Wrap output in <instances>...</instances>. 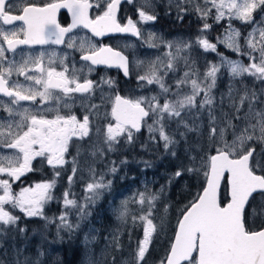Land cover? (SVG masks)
I'll list each match as a JSON object with an SVG mask.
<instances>
[{
	"label": "snow or ice",
	"instance_id": "snow-or-ice-1",
	"mask_svg": "<svg viewBox=\"0 0 264 264\" xmlns=\"http://www.w3.org/2000/svg\"><path fill=\"white\" fill-rule=\"evenodd\" d=\"M124 2L134 7L136 4V0ZM159 2L140 0L134 20L129 16L118 17L122 0H95V3L91 0H0L3 25L22 22L18 28L5 29L0 25V192L3 193L0 195V254L7 256L3 244L7 236L5 226H15L21 234L25 232L18 227L20 217L12 211L19 209L25 217L42 218L46 225L58 220L57 238L62 240L60 232L77 231L81 222L91 215L90 206L104 191L112 188L113 181H106L104 174L97 176L95 168L90 166L91 182L86 184L83 202L69 198L74 194L66 190L61 214L54 218L44 215L45 205L55 198L52 194L55 178L61 175L60 169L67 163L70 142L74 138H90L93 118L102 122L97 132L103 133L107 151H112L113 145L121 139L131 144L135 134L145 126L151 140L156 141L158 134L165 150H170V146L175 148L180 143L166 130L171 122L175 121L177 128L183 126L187 132L196 131L184 117L206 110L209 117L206 142L201 134V143L186 149L197 153L190 162L195 165L199 158V168H181L173 173L169 183L186 172L200 171L206 182L202 191L195 193L180 210L174 235L156 264H264V88L257 89L245 83L249 80L252 85H264V0H167L169 13L175 7L181 21L189 15L201 21L211 18L217 24L227 20V28L217 37L216 43L203 35L212 28L206 22L194 39L164 41L154 32H147L145 39L138 25L157 21L155 9ZM61 9L71 13L72 22L68 26H62L57 20ZM90 10L96 14L90 15ZM233 21L251 26V30L244 34L233 26ZM78 26L89 29L94 37L130 33L142 46L157 50L163 46L167 51L154 59L130 61L122 51L107 45L96 47L86 38H81L77 46L71 34ZM49 44L65 45L67 49L83 53L81 67H76L74 58L69 64L70 53L60 55L56 50L22 55L21 62L7 56L9 52L15 53L20 45ZM218 44L246 57L248 63L230 60L218 53ZM194 46L217 53L220 63L209 62L201 74L191 56ZM98 65L122 70L127 78L135 75L136 87L127 89L130 93L147 90L150 85L157 86L159 91L148 95H122L119 84L111 77H101L99 81L88 78ZM181 66L184 70L178 75ZM221 69L228 71L229 86L227 93L219 98L221 118L218 119L213 114L216 101L213 89L217 87ZM170 73L172 83L167 84L165 78ZM14 74L24 81L13 79ZM236 80L240 88L233 86L232 81ZM97 91L100 103H92ZM225 100L230 113L223 111ZM21 102H29V105L23 106ZM77 103L80 115L73 112ZM150 119L152 123L148 124ZM179 135L186 142L185 133ZM92 147L93 157L103 156L104 149ZM172 155L176 153L173 151ZM34 161L41 167H50L54 178L15 192L13 184L27 173L38 170L33 166ZM72 162L76 165L75 157ZM144 163L150 166L147 161ZM79 170L77 166L72 168L69 188ZM109 171L115 174L117 168ZM222 183L228 188L226 203L220 199ZM162 194L163 187L154 192L145 186L144 191L137 190L123 199L115 210L121 223L131 217L133 225L142 226L143 232L130 259L123 264H148L150 246L157 233L153 212ZM130 204L137 205L139 215L133 214ZM73 211L78 217L75 224L69 222V214ZM111 243L120 248L116 235ZM13 250L15 258L11 264H40L39 257L34 262L27 257L21 262L22 250ZM0 264L8 262L0 259ZM113 264H116L115 259Z\"/></svg>",
	"mask_w": 264,
	"mask_h": 264
},
{
	"label": "rangeland",
	"instance_id": "rangeland-1",
	"mask_svg": "<svg viewBox=\"0 0 264 264\" xmlns=\"http://www.w3.org/2000/svg\"><path fill=\"white\" fill-rule=\"evenodd\" d=\"M139 6L140 0H136L135 8ZM155 11L158 13L157 21L140 24L143 26L145 39H147V32L156 33L164 41L194 39L197 35H200L198 29L202 28L203 23L206 22L212 25V28L203 33V35L211 43H216L217 37L222 36L224 30L227 28V20L217 24L211 18L201 21L195 15L187 16L181 21L177 18L175 7L169 13L167 0H160ZM257 19H259V16H257ZM232 23L235 28L244 34L251 30V26H242L238 21H233ZM156 43H159V41H156ZM240 43L243 47L244 41L241 40ZM131 44L134 47H125V44L123 46L127 49L126 52L132 56V61L154 59L156 56H161L167 51L163 46L158 50L147 48L146 46H142L140 41L129 42L127 45ZM217 52L230 60L239 59L243 60L245 64L248 63L246 57L231 49H227L223 45H217ZM191 56L196 61L201 74L206 70L209 62L213 64L220 63V56L217 53L206 52L195 46L191 52ZM183 70L181 66L178 75L182 74ZM139 74L142 75L143 71H140ZM165 82L167 84L172 83L171 73L169 77L165 78ZM136 83L135 75H133L129 82L123 84L121 94L134 96L148 95L150 92L156 93L159 91L155 85L148 86L147 90H138L134 93L127 91L129 88H135ZM245 83L257 89L264 88V85L259 83L252 85L249 80H246ZM232 84L235 88L241 87L239 80L232 81ZM228 86V71L227 69H221V74H218L217 87L213 89V96L216 97L213 114L218 119L221 118L219 98L222 93H227ZM103 87L105 91H108L106 86ZM91 102L100 103L99 96L97 100ZM227 105L228 102L225 100L223 111L230 113ZM184 120L190 127L197 130L187 132L183 126L177 128V123L175 121L171 122L166 130L173 139L180 141L175 148L170 146V150H165L163 141L159 140L158 134L156 141L151 140L145 126L139 133L135 134L131 144L121 139L119 143L113 145L112 151H107V146L103 143V133L97 132V128H102V122L97 118H93L90 138L85 137L82 140L73 139L74 144L71 145L72 152L70 153V158L69 160L66 159L67 163L60 169L61 175L55 178L56 186L52 190L55 198L45 205L44 215L54 218L61 214L63 211V193L66 190H70L74 194L69 198L76 199L78 203L83 202L84 189L86 184L91 182V176L88 172L90 166L95 168L97 176L104 174L106 181L112 180V188L104 191L101 198L90 206L89 211L91 215L81 222V227L77 231L67 233L62 230L60 232V236L63 237L62 240L57 238L56 224L59 223L58 220L55 223L46 225V221L42 218H23L18 214L19 209L14 211L8 209L12 211L13 215L20 217L18 227L24 228L25 232L21 234L16 230L15 226H5L4 231L7 233V236L3 244L4 248L7 249V256L0 254V259L11 264V261L15 258L13 249L19 248L22 250L19 257L21 262L26 257L33 262L39 257L40 264H113V259H115L116 264H123L125 260L130 259V253L135 249L136 242L142 238L143 232L142 226L133 225L131 217H129L126 223H121L117 219L115 210L123 199L129 197L137 190L144 191L145 186H147L154 192H159L163 187V194L156 201L153 212V222L157 225V233L154 234L153 243L150 246V254L147 257L148 264H156V261L164 255L170 239L174 235L180 210L192 200L195 193L202 190V186L206 182L203 171H200L199 173L186 172L169 183V178L177 170L194 166L199 168V158H197L195 165L190 162L191 157L196 156L197 153L186 151V149L190 146L199 145L201 143V134H203L204 142L207 140L209 117L206 110L198 115L196 113L186 115ZM147 123L151 124L152 120H148ZM179 133H185L186 142L180 137ZM93 145L104 149L103 156L97 154L93 157L91 155ZM173 151L176 155H172ZM257 151H259V148H257ZM78 152L80 153L79 156L77 155ZM74 157L76 158V165L72 162ZM122 161H126V163H121ZM145 161L150 166H146ZM37 166L41 167V164L38 162ZM74 166H77L80 170L73 177V183L69 188L68 177L72 175V168ZM112 167L117 168L115 174H111L109 171ZM39 172L40 174L36 178L32 176L34 183L50 181L54 178L53 170L50 167ZM65 182L66 185L64 186ZM34 183L31 185H34ZM58 191L61 194H57ZM1 193L0 195H2ZM226 193L227 189L225 185L223 194L225 195ZM129 207L133 210V214H140L136 211L137 205L130 204ZM77 219L75 211L69 214V222L75 224ZM22 222L24 223L19 225ZM259 223L260 221H256V224ZM161 224L163 225L162 228L160 227ZM86 235L88 237L87 240H85ZM113 235L118 237L119 249L111 243ZM40 253H43V255H40Z\"/></svg>",
	"mask_w": 264,
	"mask_h": 264
},
{
	"label": "flooded vegetation",
	"instance_id": "flooded-vegetation-1",
	"mask_svg": "<svg viewBox=\"0 0 264 264\" xmlns=\"http://www.w3.org/2000/svg\"><path fill=\"white\" fill-rule=\"evenodd\" d=\"M14 2H16V0H14ZM37 2H39V0H37ZM44 2H49V0H44ZM91 2L95 3V0H91ZM95 14L96 13L94 11L90 10V15L94 16ZM125 16L132 17L134 20L137 19V16L135 13V7L133 4L125 3V2H123L121 4L120 10L118 12V17H125ZM57 20L62 26H68L72 22L71 13L67 9L59 10V12L57 13ZM21 23L22 22L16 21V22H13L12 25H3V22L0 21V25H2L5 29L18 28V27H20ZM138 27H140L142 32H143V26L138 25ZM71 35L76 40L77 46L79 45L81 38H86V39H89L91 41V43L93 45H95L96 47L107 45V46H111V47L115 48L118 51H122L126 56L129 57L130 61H132V56L129 55L128 52H126L127 49L124 48L123 44L127 45L129 42L132 43V42H138L139 41V39L137 37L132 36L130 33H110L108 35H105L104 37H94L89 29H85L82 26H78L76 29H73V32ZM66 40H67V36H66ZM44 50H47V51L56 50L59 52L60 55H64L65 52H68V53H70L69 64L71 65V60H72V58H74L76 61V67L77 68L81 67L82 62L80 61V57H81V55H83V53H81L80 51H78L76 49H67L65 45H52V44L44 45V46H41V45H33V46L20 45V46H18L17 51L15 53L9 52V53H7V56L9 59H15L16 61L21 62V56L22 55L27 56L29 53H31L32 55H37L40 51H44ZM95 69L96 70L88 78L93 79L95 81H99L101 79V77H104V78L111 77L112 79H114L119 84V86L121 88V93H122L123 84L129 82L131 79V78L124 77L122 74V70H119L115 67L109 68V67L104 66V65H98V66H95ZM58 70H60L59 67H58ZM85 71H86V69H85ZM13 79H18L21 82L24 81L23 77H17V76H15V74L13 76ZM98 96H99V91H97L96 98L94 100H97ZM4 99L7 100V98H4ZM21 104L23 106H28L29 102H21ZM73 112H75L77 115H80L81 109H80L79 103L74 105ZM54 114L55 113H53V115ZM73 144H74L73 141H71L69 144V152H68V154H66L67 160H69V158H70V153L72 152L71 145H73ZM37 165H38V161H34L33 166H34V168H36L38 170L34 171V172L27 173L24 177L21 178V181H18L15 184H13V189L15 192H18L21 187L30 186L31 184L28 185V183L32 179V175L35 172L43 171L44 169L48 168L47 166L42 168V167H38ZM1 194H3V193H1Z\"/></svg>",
	"mask_w": 264,
	"mask_h": 264
},
{
	"label": "trees",
	"instance_id": "trees-1",
	"mask_svg": "<svg viewBox=\"0 0 264 264\" xmlns=\"http://www.w3.org/2000/svg\"><path fill=\"white\" fill-rule=\"evenodd\" d=\"M189 16H191V15H189ZM40 174V172H35L32 176L34 177V178H36L37 177V175H39ZM65 178V177H64ZM64 178H63V180H64ZM34 183V181H33V178L30 180V182L28 183V185H30V184H33ZM66 185V182H65V184H64V186ZM30 186H32V185H30ZM63 186V187H64ZM61 194V192L60 191H58L57 192V194ZM224 199H226V197H224ZM10 209V208H9ZM16 214H17V212H15ZM18 214L21 216V217H23V218H25V216L20 212V211H18ZM24 222H22V223H19V225H21V224H23Z\"/></svg>",
	"mask_w": 264,
	"mask_h": 264
},
{
	"label": "water",
	"instance_id": "water-1",
	"mask_svg": "<svg viewBox=\"0 0 264 264\" xmlns=\"http://www.w3.org/2000/svg\"><path fill=\"white\" fill-rule=\"evenodd\" d=\"M124 2V0H122V3ZM121 3V4H122ZM106 35H108V34H106ZM124 54V53H123ZM125 55V54H124ZM223 186H224V183H222L221 184V188H220V199H221V196H222V190H223ZM193 255H195V253L193 254Z\"/></svg>",
	"mask_w": 264,
	"mask_h": 264
}]
</instances>
